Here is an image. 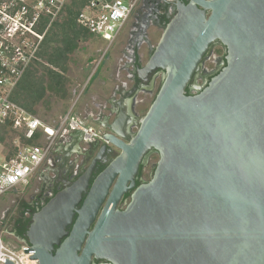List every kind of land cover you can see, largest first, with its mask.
<instances>
[{
    "label": "water",
    "instance_id": "water-1",
    "mask_svg": "<svg viewBox=\"0 0 264 264\" xmlns=\"http://www.w3.org/2000/svg\"><path fill=\"white\" fill-rule=\"evenodd\" d=\"M162 1L174 12L155 45L141 33L149 56L140 65L136 54L133 72L146 82L161 70L158 92L135 131L136 112L100 113L99 137L86 143L98 150L33 218L38 264H264V0ZM215 42L224 67L186 93ZM150 149L154 171L135 187Z\"/></svg>",
    "mask_w": 264,
    "mask_h": 264
},
{
    "label": "built area",
    "instance_id": "built-area-1",
    "mask_svg": "<svg viewBox=\"0 0 264 264\" xmlns=\"http://www.w3.org/2000/svg\"><path fill=\"white\" fill-rule=\"evenodd\" d=\"M141 1L90 0L80 9L77 24L106 43V47L98 50L97 57L90 62H94L95 67L119 38ZM69 2L70 0H0V129L15 134L11 141L12 149L5 147V139L4 142L0 141V195L27 186L35 175L39 180L41 175L38 173L48 164V160L52 163L59 160L61 155L55 151L65 144H72L71 140L67 141L71 132L82 133V148L99 137L98 127L83 123L75 111L86 83H78L72 88L70 104L55 125L46 124L12 100L13 91L26 69L38 61L42 62L38 54L46 33L54 21L62 19ZM171 6L170 11L173 13L174 7ZM143 31L147 37L146 29L137 31L135 25L130 28L127 49L120 58L122 66H129L126 80L133 76L135 55L138 54L141 60L137 48L140 50V45L146 43L145 39H139L137 44L133 38L136 35L140 38ZM124 82L122 80L119 86L124 88ZM27 140L31 142H26ZM4 217L5 214L0 216V264H5L6 260L14 264H38L36 259H32L33 252L28 251V243L11 238L15 242L11 246L5 241L3 233L8 236L9 233L2 228Z\"/></svg>",
    "mask_w": 264,
    "mask_h": 264
},
{
    "label": "flooded vegetation",
    "instance_id": "flooded-vegetation-1",
    "mask_svg": "<svg viewBox=\"0 0 264 264\" xmlns=\"http://www.w3.org/2000/svg\"><path fill=\"white\" fill-rule=\"evenodd\" d=\"M171 5L172 4H166L161 0H142L135 8L132 16L127 22L126 27L131 28L135 25L137 27V31H141L143 29L148 30L150 27H153L157 30H162V28L164 27L165 19H169V17H171L173 14L170 11L172 7ZM133 39L136 40V43L138 44V40L140 39L139 36L136 35ZM148 40L150 44L155 45L151 38H149ZM145 44L140 46L143 47L145 46ZM216 44L220 43L215 42L212 44V46ZM140 51L141 50H138L137 48V53H139L141 56V65L145 63L146 60L143 61V59L148 54L146 52L141 53ZM223 57L224 54L220 58L217 67L212 72L201 73V65L199 66L198 70L195 72L190 82V93H196L200 91V89L206 86L211 77L220 72V70L224 67ZM157 73L155 72V75L149 77L146 82L138 80L136 74L127 80V85H130V90L133 89V94L129 97V100H131V102L127 107H125V110H128L131 113H137L132 114V121L130 124V126H132V131H135V125L137 124L139 119V112L137 110V106L140 104V102L143 101L140 95L144 93L148 94L154 89L155 84L157 82V78L159 75L162 74V71L158 70ZM197 75H200V77L202 78L200 84H197L195 81V77ZM73 147L74 145L71 147V151L67 152L66 155L60 156L58 161H53L52 164H46L45 166H43L38 173V175H41V178L39 180H37L36 175L34 176V178H36V181H39V184L35 187L36 191L33 194H29V200L22 201V203L18 205V210L15 214L12 213V215L10 214L8 216V221H10V225L5 223L6 219L4 217L2 228L4 231L9 233L10 238L15 241H24L29 244V247H31L28 233L32 229L34 223V216L40 212V210L47 204L49 199L57 191L67 186L68 183L73 182L81 174L83 169L89 164L94 153H96V151L98 150V148L94 147L93 145H91L89 148L80 147L78 151H73ZM117 153V151L112 153H106L102 157L101 161L96 163L92 177L90 179V184L92 183L94 178H96V176L108 166V164L115 157V155H117ZM155 157L158 160L159 155L154 149H150L143 156L138 168V172L136 173L134 178L135 187L147 182L151 178L155 164L157 162L152 161ZM49 171H52L54 174L50 177H46L47 173H51ZM31 185H33V181H31ZM132 191L133 190H129L124 194L122 198V202L125 203L124 205L129 202ZM124 207L125 206H123L121 209H123ZM56 249L57 246H54L53 253ZM91 264L111 263L106 260L92 259Z\"/></svg>",
    "mask_w": 264,
    "mask_h": 264
},
{
    "label": "trees",
    "instance_id": "trees-1",
    "mask_svg": "<svg viewBox=\"0 0 264 264\" xmlns=\"http://www.w3.org/2000/svg\"><path fill=\"white\" fill-rule=\"evenodd\" d=\"M89 1L70 0L65 6L62 19L54 21L46 33L38 54L42 62L30 65L16 85L12 100L27 111L36 114V106L40 103L49 107V101L46 99L48 96L61 99L68 96L66 83L70 56L78 48L79 42L90 37V34L77 24L76 19L80 9ZM167 22L168 19H165L164 25ZM189 86L186 87V93H190ZM4 139L1 134L0 141L4 142Z\"/></svg>",
    "mask_w": 264,
    "mask_h": 264
},
{
    "label": "crops",
    "instance_id": "crops-1",
    "mask_svg": "<svg viewBox=\"0 0 264 264\" xmlns=\"http://www.w3.org/2000/svg\"><path fill=\"white\" fill-rule=\"evenodd\" d=\"M130 28L125 27L119 38L114 42L115 43V49L113 51V54L106 53L104 59L99 63L96 67L94 65V62L88 63L90 65V68L87 70L86 73H82L80 75V80L77 81L78 83H86V88L84 92L82 93L79 102L76 106V113L78 114L79 119L88 125H92L95 127H98L97 122H104V119L100 118V113L103 115L104 108H111L114 110H118L121 107L126 109L131 100H129V92L130 85H127L124 81L126 80L125 76L127 75V72H129V66H122L121 63V56L123 53H125L126 44L128 40ZM148 32V30H147ZM148 39L150 38L149 35L147 36ZM90 39L93 41V45L95 47V50L98 52V50H102L101 44L98 42H104L102 39L90 35ZM95 43V44H94ZM113 43V44H114ZM106 44V43H105ZM142 53L146 52L148 53L147 47L143 46L141 47ZM113 57V61L110 62V59ZM95 61V60H94ZM69 68V65H68ZM84 72V68L82 69ZM124 82L123 86L124 88L120 87L119 85L121 82ZM127 81V80H126ZM129 82V81H128ZM130 84V83H129ZM63 102L59 105L58 110H54V113H49L50 115L46 116L45 118H40L43 122H45L48 125H55L60 120L61 116L65 113L66 109L68 108L70 101H71V92L68 93V96L64 99H62ZM41 104V103H40ZM39 105V104H38ZM50 105V102H49ZM38 106H36L37 108ZM137 110H139V106H137ZM51 112V110H50ZM74 138L72 144L68 146V144H65L64 146H61L56 152L58 155H66L67 152H70L71 147H73V151L79 150V145H83L78 140V134L71 132L67 136V141L70 140V138ZM67 141L65 143H67ZM52 161L48 160V164H51ZM50 174L47 173L46 177L52 176L54 173L52 171Z\"/></svg>",
    "mask_w": 264,
    "mask_h": 264
},
{
    "label": "rangeland",
    "instance_id": "rangeland-1",
    "mask_svg": "<svg viewBox=\"0 0 264 264\" xmlns=\"http://www.w3.org/2000/svg\"><path fill=\"white\" fill-rule=\"evenodd\" d=\"M161 32L162 30H157L153 27H150L148 29V35L152 39L153 43H156L158 41ZM93 41L89 37L87 40L79 42L78 48L70 56L69 68L67 72L68 80L66 83L68 92H71L72 88L77 84V81L80 80V75L82 73H86L87 70L90 68V65L88 63L97 57L98 52L95 50ZM98 42L101 44L102 49L106 47L105 42H100V41ZM114 49H115V43L110 47V49H108L107 53L113 54ZM140 52L142 53V50ZM224 52L225 50L220 44L211 46L208 54L201 63L200 66L201 73L212 72L217 67L220 58L223 56ZM148 56L149 55H146L143 61L147 60ZM112 61H113V57L110 59V62ZM83 68L85 69L84 72L82 70ZM161 76L162 75L158 76L155 87L151 92H149L148 94L144 93L140 95L141 99L143 100L138 105L139 106L138 112L140 117H142L146 113L155 95L157 94L159 86L161 84ZM195 81L197 84L201 83L202 78L200 77V75H197L195 77ZM46 99H48V101L50 102L49 107H46L43 104H39L37 105L38 107L36 108L37 115L40 118H45L51 113H54L53 111L58 110L59 105L63 102L61 98L55 96H48ZM1 134H5V147L7 149H12L11 141L15 137V134L11 133L10 131H4L0 129V135ZM152 161H157V158L156 157L153 158ZM31 181H33V185H31L30 182L25 187L23 186L22 188L12 189L0 195V216H4L5 214V219H6L5 223H7L8 225H10V221H8L9 220L8 216L10 214L12 215V213L15 214L17 212L18 205L22 203V201L29 200L28 199L29 194L35 193L36 191L35 187L39 184V181H36V178L32 179ZM3 236L8 244H10L11 246L15 245V242L10 238V236H8L7 233H3Z\"/></svg>",
    "mask_w": 264,
    "mask_h": 264
}]
</instances>
